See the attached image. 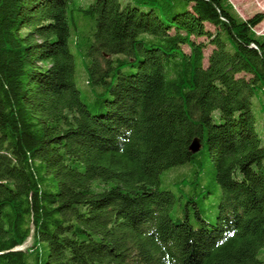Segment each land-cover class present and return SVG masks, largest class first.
<instances>
[{
  "label": "trees",
  "instance_id": "obj_1",
  "mask_svg": "<svg viewBox=\"0 0 264 264\" xmlns=\"http://www.w3.org/2000/svg\"><path fill=\"white\" fill-rule=\"evenodd\" d=\"M137 2L0 0V264H264V13ZM72 9L95 23L101 111L76 87ZM182 164L220 186L213 222L194 200L170 218L159 177Z\"/></svg>",
  "mask_w": 264,
  "mask_h": 264
},
{
  "label": "rangeland",
  "instance_id": "obj_2",
  "mask_svg": "<svg viewBox=\"0 0 264 264\" xmlns=\"http://www.w3.org/2000/svg\"><path fill=\"white\" fill-rule=\"evenodd\" d=\"M91 0H74V5H87ZM123 3L131 2L137 5V0H121ZM235 13L241 18H248L255 12L261 11L264 13V0H227ZM70 8H73L72 6ZM68 21L71 29L70 49L74 54L75 64V82L76 87L80 92L81 99L86 103L88 108L92 111H101L105 105L101 106L94 102L95 88L86 83L88 70L86 66L91 59L87 55V49L90 42L93 40V31L95 23L89 18L81 16L75 9L67 12ZM207 27L213 29L207 24ZM257 36L264 35V19L253 29ZM79 38V43L82 49L76 50L72 41L74 37ZM184 49H187L184 47ZM210 51V47L205 50V55ZM134 70V68H131ZM263 98L258 91L252 96V111L256 120V131L264 140V105ZM217 113L214 114V117ZM260 118V119H259ZM259 119V121H258ZM264 164V159L262 161ZM194 167L190 164H182L174 166L170 169L162 171L159 177L158 188L171 191L175 196V201L169 210V216L173 221H182L184 219V207L191 208L192 205L188 203L194 200L200 211L202 218L213 222L218 212V204L221 198V188L212 178L209 173V168L202 172L198 183L195 180ZM190 219L194 224L198 222L192 213H188ZM264 255V249L262 251ZM259 258L264 260L261 254Z\"/></svg>",
  "mask_w": 264,
  "mask_h": 264
},
{
  "label": "water",
  "instance_id": "obj_3",
  "mask_svg": "<svg viewBox=\"0 0 264 264\" xmlns=\"http://www.w3.org/2000/svg\"><path fill=\"white\" fill-rule=\"evenodd\" d=\"M200 148V141L199 139H193L192 142L189 145V149L191 152H196L198 151Z\"/></svg>",
  "mask_w": 264,
  "mask_h": 264
}]
</instances>
